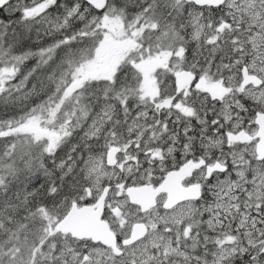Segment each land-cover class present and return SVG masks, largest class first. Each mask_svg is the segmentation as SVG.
Returning <instances> with one entry per match:
<instances>
[{
  "label": "snow or ice",
  "instance_id": "1",
  "mask_svg": "<svg viewBox=\"0 0 264 264\" xmlns=\"http://www.w3.org/2000/svg\"><path fill=\"white\" fill-rule=\"evenodd\" d=\"M0 264H264V0H0Z\"/></svg>",
  "mask_w": 264,
  "mask_h": 264
}]
</instances>
